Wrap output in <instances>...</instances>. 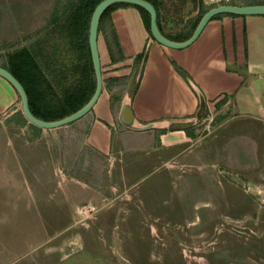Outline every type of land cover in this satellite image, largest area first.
<instances>
[{"label":"rangeland","instance_id":"1","mask_svg":"<svg viewBox=\"0 0 264 264\" xmlns=\"http://www.w3.org/2000/svg\"><path fill=\"white\" fill-rule=\"evenodd\" d=\"M179 1L166 0L169 14L161 11L172 16V31L202 5L222 3ZM75 3L0 0V61L25 45L52 92L79 82L71 69L78 45L68 28L47 27ZM18 105L0 113V264H264V115L236 112L225 129L230 137L211 144L210 161H181L170 172L153 170L158 158L152 167L128 164L127 149L155 154L137 131H126L138 141L134 148L110 155L84 144L87 117L36 131L13 118ZM223 114L213 105L204 118ZM237 133L250 142L249 154L224 165Z\"/></svg>","mask_w":264,"mask_h":264},{"label":"crops","instance_id":"2","mask_svg":"<svg viewBox=\"0 0 264 264\" xmlns=\"http://www.w3.org/2000/svg\"><path fill=\"white\" fill-rule=\"evenodd\" d=\"M111 17L125 58L112 61L101 36L103 90L90 112L83 116L87 117L88 125L82 138L85 145L110 155L111 150L113 155L117 150L119 154L122 147L134 148L138 143L126 131H137L147 137L146 142L155 154L135 156L129 153L137 151L125 149L128 164L147 163V167H152L158 158L160 164L153 166V170L158 166L173 172L181 161H210L206 156L211 144L216 137H230L225 129H229L228 121L236 112L257 118L261 116L255 113L264 115V14L211 18L195 41L179 49L152 38L135 6H119L111 12ZM161 25L168 30L163 20ZM142 51L146 53L145 59L135 64L134 56ZM104 78L113 79L109 86ZM136 82L138 86L131 97ZM118 96L120 100L115 99ZM201 98L206 101V115L214 105L215 110L217 107L224 113L222 119L216 121L213 115L205 121L204 115L198 120L196 112ZM19 100L15 88L0 76V113L13 104L18 105ZM123 100L130 102L135 124L150 122L153 126L146 130L124 128L118 120ZM18 106L21 109V104ZM227 112L233 114L225 115ZM210 124L214 125L212 131ZM240 136L237 133L229 141L232 152H228L224 165L232 158L239 164L248 156L250 142L241 140Z\"/></svg>","mask_w":264,"mask_h":264},{"label":"trees","instance_id":"3","mask_svg":"<svg viewBox=\"0 0 264 264\" xmlns=\"http://www.w3.org/2000/svg\"><path fill=\"white\" fill-rule=\"evenodd\" d=\"M75 1L76 3L71 5L70 8L66 10L69 12L68 15L66 13L61 20L57 21L52 18V20L48 21L50 23H47V27H50L49 29L52 28L54 31L64 30L65 27L68 28V30H65L69 32L70 38L73 37L74 42L78 45L79 57L76 61L77 63L74 62V66L71 67V69L74 71H78L80 75L79 82H77V80L75 79H72L69 85L63 87V90L59 88V91L52 92V90L54 89H50L53 86L49 82H47L48 79H43L41 67L37 65V61L33 57L32 50L25 45H20L21 48L15 47L8 57H5V59L3 58L0 61V65L7 68L22 83L28 96L29 108L33 115L40 119L55 120L66 116L80 108L85 102H87V100L94 92L95 73L88 44V29L92 11L100 0ZM148 1H150L156 8L157 24L160 31L167 37L175 40H183L187 38L192 33L201 15L206 9H208L204 5H202V7H200V9L194 16L187 18V21L184 25H182L179 29L172 31L170 29L171 25H169V23L171 24L172 19L170 18H172V16H167V18H164L161 12L163 8L165 9L166 15L169 14V12L167 11L168 8H165V5H167L166 0ZM178 3H180L179 0H177L176 4ZM249 3H264V0H251L249 1ZM124 5L135 6L139 9L144 25L148 30L150 36H152L150 32L149 12L144 7L138 4L123 1L113 2L109 4L100 16L98 23V34L102 35L112 61L122 60L125 58L111 17V12L115 8ZM222 15L239 16L242 14L222 12L214 15L212 18H217ZM162 20L169 26V29L167 31H165L161 25ZM45 30V32H48L47 29ZM82 43L87 48V54L82 53ZM20 54L24 56L23 61H20ZM145 55L146 53L144 51L136 54L133 58L134 63L138 64L142 59L144 60L146 57ZM172 62L177 67V69L185 75V72L177 66V63L175 61ZM21 74H23L24 76H22ZM112 80L113 79L110 78H104L105 85L109 86V82H111ZM137 86L138 82H136L134 90L130 92L131 97L133 96L134 91H136ZM18 97L20 99L19 94ZM115 99L120 100L121 98L120 96H118L115 97ZM110 101L111 105L113 106V94L111 95ZM11 115H13V118L17 117L21 124L27 123V120L23 116L20 109L15 110ZM29 125L31 128H34V130L39 131L41 129L40 127L32 123H29Z\"/></svg>","mask_w":264,"mask_h":264},{"label":"water","instance_id":"4","mask_svg":"<svg viewBox=\"0 0 264 264\" xmlns=\"http://www.w3.org/2000/svg\"><path fill=\"white\" fill-rule=\"evenodd\" d=\"M130 2L144 7L149 12L150 32L155 40L164 46L170 48H184L191 44L200 35L201 31L207 22L216 14L222 12H231L236 14H264V3H219L206 9L199 18L192 33L183 40H175L164 35L157 24V11L154 5L148 0H100L94 7L89 21L88 29V44L91 54V60L95 73V88L91 97L80 108L72 113L55 120H44L33 115L29 108L28 96L22 83L5 67L0 65V76L5 78L18 92L21 101V112L25 119L40 128L52 129L70 124L84 115H86L94 104L97 102L103 90V74L101 69V60L98 49V23L100 16L104 9L113 2ZM206 112V101L204 98L200 99L199 107L196 112V118L199 120L204 117ZM118 120L120 124L127 129L132 130H146L153 126L152 123H145L142 125L135 124L134 112L129 101L123 100L121 102Z\"/></svg>","mask_w":264,"mask_h":264},{"label":"built area","instance_id":"5","mask_svg":"<svg viewBox=\"0 0 264 264\" xmlns=\"http://www.w3.org/2000/svg\"><path fill=\"white\" fill-rule=\"evenodd\" d=\"M215 2H219V1H222V3H229L230 0H213ZM211 111V110H210Z\"/></svg>","mask_w":264,"mask_h":264},{"label":"clouds","instance_id":"6","mask_svg":"<svg viewBox=\"0 0 264 264\" xmlns=\"http://www.w3.org/2000/svg\"><path fill=\"white\" fill-rule=\"evenodd\" d=\"M230 3V2H229ZM21 110V109H20ZM206 114V113H205ZM29 123V122H28Z\"/></svg>","mask_w":264,"mask_h":264},{"label":"bare ground","instance_id":"7","mask_svg":"<svg viewBox=\"0 0 264 264\" xmlns=\"http://www.w3.org/2000/svg\"><path fill=\"white\" fill-rule=\"evenodd\" d=\"M3 93V92H2ZM202 204V203H201Z\"/></svg>","mask_w":264,"mask_h":264}]
</instances>
